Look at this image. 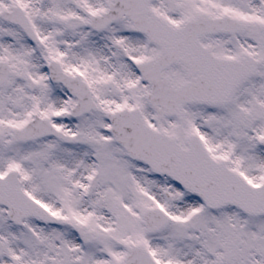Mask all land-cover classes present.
<instances>
[{
    "label": "snow or ice",
    "instance_id": "6c2138e0",
    "mask_svg": "<svg viewBox=\"0 0 264 264\" xmlns=\"http://www.w3.org/2000/svg\"><path fill=\"white\" fill-rule=\"evenodd\" d=\"M0 264H264V0H0Z\"/></svg>",
    "mask_w": 264,
    "mask_h": 264
}]
</instances>
